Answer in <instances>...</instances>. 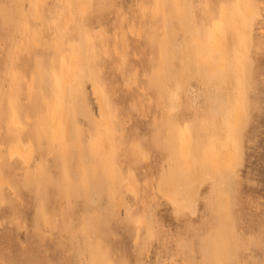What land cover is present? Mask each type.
<instances>
[{
	"label": "rangeland",
	"instance_id": "374dc122",
	"mask_svg": "<svg viewBox=\"0 0 264 264\" xmlns=\"http://www.w3.org/2000/svg\"><path fill=\"white\" fill-rule=\"evenodd\" d=\"M256 10L226 52L220 13ZM216 31L229 84L196 63ZM228 145L234 169H212ZM0 264H264V0H0Z\"/></svg>",
	"mask_w": 264,
	"mask_h": 264
},
{
	"label": "bare ground",
	"instance_id": "6f19581e",
	"mask_svg": "<svg viewBox=\"0 0 264 264\" xmlns=\"http://www.w3.org/2000/svg\"><path fill=\"white\" fill-rule=\"evenodd\" d=\"M81 5V4H80ZM80 9H86V7L80 6ZM85 5V4H84ZM39 13V11H38ZM260 17L258 11L256 10L255 12H247V20L245 23L242 24V21L240 19H235L234 21H230L224 11L220 13L219 16V25H221L223 28H225L228 32L227 39L225 41L226 43V52H230L231 48L235 46L236 40V30L239 28L241 32L248 36L250 34V29L252 26V22L256 21ZM224 40L220 35H218V32L213 35V39L208 42V47L210 50V60L208 61L207 59L200 58L198 59L197 66L200 67L203 63L207 62V68H206V75L211 76V74L214 71H219L225 81L229 84L231 83V76L228 73V71L225 69V67L222 64L215 65L212 62L213 58H219V48L220 45ZM243 51V50H242ZM234 65L235 68L238 70L241 68V63L238 62L237 60H234ZM173 79H174V85L175 89L170 88L168 86L167 88V100L170 104H174L175 101L177 100V95H176V90L180 88L182 85V77L178 74V70L175 67L174 73H173ZM61 90L63 91L65 86L69 84V77L67 76L65 70H62L61 74ZM98 109L99 113L104 121L105 127H106V133L108 136V140L111 139L112 137V131H113V126L111 125L110 122V112L107 109L106 105L103 103V101L98 100ZM62 116H63V106L61 101L59 100L57 102V108L56 111L51 119V128H52V133H53V139L55 140L57 135L64 130V135L66 139L69 138V134L67 131V127L63 128L62 127ZM236 115L233 116V118L230 121V125L234 126L235 125V120H236ZM15 121V119H14ZM17 141H19L17 139ZM187 150H188V140H185L183 145L181 146V157L186 158L187 157ZM32 147L27 146L26 148H23L19 142L17 145L11 147L8 150V158L10 160H19L23 161L26 164H29L32 156ZM205 159L208 163V165L212 168H219V167H224L226 170L230 171L234 169V164H235V154L231 147L228 145L226 149L219 155V157L214 158L209 155V153H204ZM131 186V185H130ZM200 184L197 183L195 187V192L198 190ZM163 195L166 200L177 210V212H180L181 210H187L190 215H194L196 212V207H195V197L191 200V202L187 201L186 198L179 196L177 193V187L173 184H164L163 188Z\"/></svg>",
	"mask_w": 264,
	"mask_h": 264
}]
</instances>
